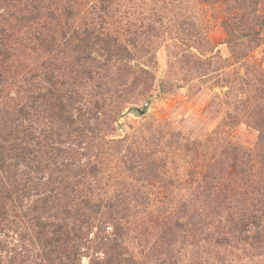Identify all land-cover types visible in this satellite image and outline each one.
I'll return each mask as SVG.
<instances>
[{
    "label": "rangeland",
    "instance_id": "1",
    "mask_svg": "<svg viewBox=\"0 0 264 264\" xmlns=\"http://www.w3.org/2000/svg\"><path fill=\"white\" fill-rule=\"evenodd\" d=\"M49 5L55 18L43 17L23 36L22 68L41 73V62L52 58L71 100L63 101L62 122L40 106L25 125L58 148L41 158L40 182L69 183L73 191L63 198L100 205L82 210L99 221L79 264H106L117 233L119 264H264V246L248 245L222 221L232 209H207L209 227L192 237L169 224L184 225L202 211L205 177L226 181L248 166L264 180V0ZM34 31L42 44L31 42ZM147 100L143 116L129 112ZM245 191L235 184L227 191L240 213L250 208ZM3 233L2 257L19 244L11 229Z\"/></svg>",
    "mask_w": 264,
    "mask_h": 264
},
{
    "label": "trees",
    "instance_id": "2",
    "mask_svg": "<svg viewBox=\"0 0 264 264\" xmlns=\"http://www.w3.org/2000/svg\"><path fill=\"white\" fill-rule=\"evenodd\" d=\"M50 3L54 4V0H0V233L11 229L19 243L2 257L7 244L0 239V264H79V249L85 245L90 229L99 221L96 216L82 211L98 210L99 204L86 198H63L64 193L73 191V185L60 180L56 182L62 186L61 198L57 195L56 183L40 182L41 158L54 157L53 151L58 148L41 142L25 125L27 116H34L40 106L44 107L50 120L57 117V121L62 122L66 107L63 101L71 100V91L62 88L65 73L58 71L52 58L41 62L45 65L41 73H37L36 68L27 72L22 68L23 36L43 17L55 18ZM31 38L35 45L45 40L37 31ZM53 47L54 38L49 37L45 48L52 50ZM80 59L94 61L89 57ZM79 76L92 79L89 72ZM41 149L51 151L43 156ZM235 151L232 149L237 155ZM247 157L252 155L248 153ZM244 168L232 180L221 181L220 177L211 175L203 178L202 211L189 215L184 225L171 220L169 224L179 227L178 230L182 228L181 231L188 232L185 235L190 237L204 234L209 227L207 209L214 214L228 209L233 213L238 209L234 202L230 205L226 200L227 191L235 184L246 189L242 195L252 196L250 208L241 213L235 211V216L227 213L222 221L244 236L248 245L256 249L264 246V180L254 178L250 173L252 167ZM119 236L117 233L110 242L115 254L107 259L108 264L121 261L123 247ZM31 250L36 253L31 254Z\"/></svg>",
    "mask_w": 264,
    "mask_h": 264
},
{
    "label": "water",
    "instance_id": "3",
    "mask_svg": "<svg viewBox=\"0 0 264 264\" xmlns=\"http://www.w3.org/2000/svg\"><path fill=\"white\" fill-rule=\"evenodd\" d=\"M149 103L150 101L147 100L143 103L141 108H134V109H131V111L129 112L134 114L136 117H141L146 113Z\"/></svg>",
    "mask_w": 264,
    "mask_h": 264
}]
</instances>
